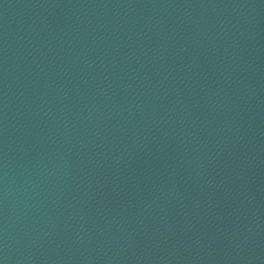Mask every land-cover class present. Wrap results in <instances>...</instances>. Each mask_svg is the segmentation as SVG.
Returning <instances> with one entry per match:
<instances>
[{
	"label": "water",
	"instance_id": "95a60500",
	"mask_svg": "<svg viewBox=\"0 0 264 264\" xmlns=\"http://www.w3.org/2000/svg\"><path fill=\"white\" fill-rule=\"evenodd\" d=\"M0 264H264V0H0Z\"/></svg>",
	"mask_w": 264,
	"mask_h": 264
}]
</instances>
